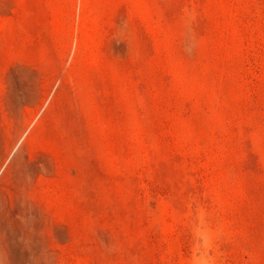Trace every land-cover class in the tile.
<instances>
[{
	"label": "rangeland",
	"instance_id": "obj_1",
	"mask_svg": "<svg viewBox=\"0 0 264 264\" xmlns=\"http://www.w3.org/2000/svg\"><path fill=\"white\" fill-rule=\"evenodd\" d=\"M0 264H264V0H0Z\"/></svg>",
	"mask_w": 264,
	"mask_h": 264
}]
</instances>
